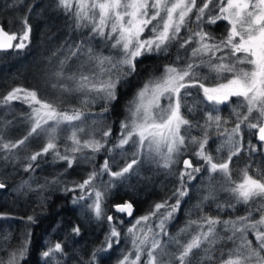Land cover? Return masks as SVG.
Listing matches in <instances>:
<instances>
[{"label":"snow or ice","instance_id":"6c2138e0","mask_svg":"<svg viewBox=\"0 0 264 264\" xmlns=\"http://www.w3.org/2000/svg\"><path fill=\"white\" fill-rule=\"evenodd\" d=\"M57 6L74 19L76 29L90 28L89 37L74 46L68 45L66 52L61 45L47 58L46 79L55 80L51 84L56 93L53 99L43 98L39 87H15L3 96L0 102L22 100L31 111L27 116L30 129L22 139L5 142L0 135V158L10 161L32 137L46 142L39 151L25 157V174L35 172L38 166L35 162L49 154L55 161L67 163L66 172L81 158L94 163L96 154L107 153L99 168L94 166L86 178L73 181L71 186L65 184L62 189L73 194L72 203L80 206L86 217L102 223L106 218L108 225L103 239L80 257L78 264H104L122 239L130 241L131 247L121 250L117 264H192L197 251L203 253L199 264H216L217 245L229 242L233 247L220 251L221 264H264V203L257 208L249 207L245 215L235 219L210 215L192 219L194 212L216 201L219 192L227 193L228 199L216 203L218 212L236 209L240 204L250 205L258 199L264 201V171L250 174L249 163L236 170L238 177L234 180L231 167L241 154L247 152L251 159L264 149V0H219L218 3L202 0L200 4L198 0H57ZM214 6L219 9L215 15ZM225 21L224 34L220 37L206 30V26ZM183 29L188 30L186 38L181 34ZM20 32L9 34L0 24V51H19L29 46L31 26L27 16L22 20ZM95 38L110 44L117 55L96 52L91 46ZM175 44L179 45L178 53L187 52L193 44L196 46L191 47L190 55L178 54L173 62L163 65L162 71L156 68L148 72L140 67L153 56H167ZM74 59L80 62L69 72L70 61ZM144 72L148 75L143 84L123 105L122 112L116 113L122 115L117 134L116 121L110 120V114L115 112L123 92L133 86L134 78ZM191 89L197 90L195 97ZM73 95L83 97L81 107H65L66 97ZM233 98L236 106L229 118L222 117L221 105L232 103ZM96 104L103 105L97 113L82 110ZM185 108L192 114L203 111V123L186 118ZM230 123L234 126L226 127ZM192 129H200L203 136H191ZM213 130L220 140L215 154L208 147ZM190 145H198L192 155L203 163L194 165L192 159H183L178 186L172 195L136 217L122 236L120 226L124 220L116 214L132 217L134 206L131 200L109 204L113 189L133 175L145 160L175 175L172 169L187 154ZM126 146L134 149L130 155ZM117 153L120 160L128 162L113 170L118 163ZM204 172H207L202 180L205 194L188 209L185 225L171 236L167 225L180 212L191 182ZM61 175L51 180L45 177L35 187L29 177L17 191L40 193L38 203L44 207L43 194L51 185L64 183L59 178ZM105 175L109 177L107 181L100 179ZM216 176L221 180L214 183ZM6 187L0 182V189ZM113 208L115 214H108ZM254 212L262 213L259 219H253ZM21 219L26 230L14 247L10 236H0V264H26L31 255L33 229L40 217L33 214ZM221 228L224 235H220ZM71 232L79 236L81 226L74 225ZM250 234L254 241L248 238ZM185 237L190 238L185 240ZM173 245L175 250L170 251ZM65 255L62 242L53 244L49 240L39 254L38 264H52L54 259L60 264L57 257Z\"/></svg>","mask_w":264,"mask_h":264},{"label":"trees","instance_id":"16d2710c","mask_svg":"<svg viewBox=\"0 0 264 264\" xmlns=\"http://www.w3.org/2000/svg\"><path fill=\"white\" fill-rule=\"evenodd\" d=\"M15 2L17 3V0H15ZM199 2L200 0H198V3ZM6 9L8 14L14 10L16 11L17 17L15 18L14 22H12L11 19L8 18L4 13ZM25 16H27L28 23L31 26L29 46L19 51L15 49L0 51V101L2 100L3 96H5L14 86H25L29 88L39 87L41 90L45 88L47 81L46 69L48 65L46 57L50 56L52 52L59 49L61 45L65 46L64 52H66L68 45L74 46L82 38L87 39L91 31L90 28L76 29L74 19L62 8L57 6V0H23V4L17 3L16 5H7L5 6V9L0 10V22L2 23L3 27L9 31H14L17 34L21 33L20 29L22 27V20ZM220 23L222 22H219L217 25ZM67 40H69L70 43L67 42ZM16 42L17 41H14V43ZM174 47L175 45L171 47L167 56H153L152 58L145 60L143 64L140 65V67L147 68L148 72H151L156 68H159L162 71L163 65L172 62L175 52ZM157 73H159V71ZM147 75L148 73L144 72L138 78H134L133 86L125 90L121 95L120 102L117 104L115 112L110 114V120L116 121V125L119 123V119H122V115H117L116 113L122 112L123 105L132 98L136 88L143 84L144 80L147 78ZM16 102L18 103L20 101L17 100ZM226 109V104L221 105V116L226 114ZM183 111L186 115V118L189 119V115L186 110L183 109ZM28 126L29 123L27 121L26 128ZM200 133L201 132H199V134ZM22 134L24 135L25 131L19 133L16 138ZM247 140L248 137L245 136V144L247 143ZM253 143H256V141L253 140ZM99 159L100 154L94 164H97ZM240 160L244 161V164H240ZM235 161L237 162L232 164V166L234 168L240 167V169H243L246 164L251 163L250 174H254L257 170L264 171V149H262L259 154H254L251 159L249 158L248 153L245 152L239 157L235 158ZM252 161H254V163ZM180 164L181 160L178 166H180ZM18 179L19 176L14 179H10L0 175V181L4 182L7 186L6 189H0V195L3 192L8 191ZM233 179L235 180V178ZM68 185L69 184H67V186ZM177 185L178 180L175 186ZM175 186L172 187L173 190L175 189ZM64 187L65 186L48 193V195H45L46 205L44 207H41L38 202H34L36 205V210H34L32 213L38 215L40 219L38 220V226L33 229L34 235L32 237V251L31 255L27 258L26 264H38L39 254L49 240H51L53 244L56 242H62L65 247L66 255L57 257V259L60 261V264H78V259L80 257H84L86 253L90 252L91 249L103 239L104 233L108 230L106 218L105 222L102 223L96 221L95 219L90 220L85 216L84 212L82 217L79 214L80 208L78 205H74L72 203L73 194L65 193L62 190ZM167 196L169 195L165 193L163 196L148 197L144 191L128 188L123 190L120 195L111 198L108 203L112 204L124 199H130L136 206V212L134 215H140L146 214L150 206L165 199ZM1 200L2 198L0 196V213L4 214L3 216H0V224L5 222L6 219L12 218V215H17L11 213L9 210H5L1 206ZM259 201L261 200L258 199L250 205H244V211L239 210L234 213L230 212L228 217L235 219L238 216L245 215L248 208H254L257 203H259ZM174 202L175 201L173 200L172 203ZM238 206L239 209L244 207L243 205ZM183 209L184 204H182V208L177 214L176 218L168 225L167 232L174 236L177 234L182 225L186 223V220L183 216ZM112 212L115 214L113 210ZM259 213L260 212H257L255 216H257ZM22 214L25 217H27L26 215H29L28 212ZM199 215H222L221 218H224V213H220L216 209L210 208L208 205L204 207L202 211H197V216ZM128 219L129 218H123L124 224L120 226L122 236L127 230ZM76 224L81 226V234L79 236H76L71 232L72 227ZM53 229H56V231L53 232ZM220 235H224L222 228L220 230ZM188 238L190 237H185L184 239L186 240ZM248 238L253 241L255 239L251 234ZM129 247H131L130 241H124L122 239L120 246L112 251L111 256L104 260V264H117L118 259L121 258V250L127 251ZM232 247L233 244L230 242L226 245H217L215 252V256L217 257L216 264L221 263V260L219 259L220 251L223 249L226 252L227 249ZM202 255L203 253L201 251H197L193 256L192 264H199L200 257ZM224 259H227V256H225ZM144 260H146V256L144 257ZM52 264H56L55 259L52 261Z\"/></svg>","mask_w":264,"mask_h":264},{"label":"rangeland","instance_id":"374dc122","mask_svg":"<svg viewBox=\"0 0 264 264\" xmlns=\"http://www.w3.org/2000/svg\"><path fill=\"white\" fill-rule=\"evenodd\" d=\"M218 2L219 0H217V3ZM17 3L23 4V0H17ZM17 3L15 2V0L14 1L0 0V10L5 9V6L7 5L11 6V5H16ZM200 3H202V0H200L198 4ZM7 9L6 11L4 10L5 11L4 13L7 15L8 18L11 19L12 22H14L15 18L17 17L16 11L14 10L10 14H8ZM218 10H219L218 7L214 6V11L212 14L215 15L218 12ZM192 19L195 20L194 15ZM226 24L227 22L225 21V22L220 23L219 25L206 26V30L212 31L217 37H220L222 34H224ZM10 32L14 33V31H10ZM148 34L150 35V33ZM181 34L184 38H186L189 33L187 29H183ZM87 39L82 38L81 40H87ZM51 40H54V39H51ZM80 41H78V43ZM67 42L70 43L69 40H67ZM91 46L94 48L96 52H103L105 56H108V55L116 56L117 55L115 50L111 49L110 44H106L103 40L99 38H95L91 40ZM195 46L196 45L193 44L191 47H195ZM178 47L179 45L175 44V47H174L175 52L173 55L172 62L175 60L178 54L182 57H185L187 55H190L191 53V47L188 48L187 52H185L184 50H180L179 53H178ZM48 57L49 56L46 57L47 61H48L47 59ZM79 62H80L79 60H75V59L70 61V66L68 69L69 72L74 71L76 66L79 64ZM202 71L206 72L207 69H202ZM157 75H159V73H157ZM52 83H55V80L46 81V87L43 88L40 92V95L43 98L53 99L55 97L56 93L51 87ZM15 87H23L27 89H32V88L25 87V86H14L11 88V90ZM190 91L193 93V97L197 95L196 89H191ZM201 97H202V94H201ZM81 99H83V97L79 95H73L72 97H66L65 107H67L68 105H74L76 107H81L80 105ZM16 101L17 100L11 101L8 104H4L0 102V135H3L5 142H8V141L15 142L18 139H22L30 129V124L26 128V125H27L26 117L28 116V114H30L31 110L28 107V105L24 103L22 100H18L20 101L18 103ZM191 101H192V97L189 98L190 104H191ZM102 106H103L102 104H96V105H91L89 107H84L82 110L85 112L97 113L101 110ZM226 106H227L226 114L222 115V117L229 118L232 109L236 106V98H233V102L226 104ZM185 110L188 113L186 108ZM220 113H221V108H220ZM188 115H189V119L193 120V122L198 120L200 121V123H203V117H204L203 111H200L195 114L188 113ZM234 119L235 118L232 117L233 121ZM90 122L91 121L89 120V123ZM233 126H234V123H230L226 127L231 128ZM22 131H25V134L24 135L22 134L21 136L16 138L17 135L21 133ZM115 131L118 134L119 123L115 126ZM199 132H201L200 129H192L190 135L196 136V137H202L203 133L201 132L199 134ZM45 142L46 141L43 138L32 137L23 149L19 150L15 155L12 156V159L10 161H5L2 158H0V175L1 176L10 178V179H14L17 176H19V179L17 180V182L14 185H12L8 191L3 192L0 195L2 198L1 206L5 210L11 211V213L17 214V215H12L13 217L10 215L12 218H8L6 219L5 222L0 224L1 236H10L12 238L11 245L13 247L19 242L20 234L23 231H25L24 220L21 218H26V217L22 213L28 212L29 215H33L34 213L32 212L36 210L35 209L36 205L34 204V202H38L41 196L40 193L27 192V189H25L24 191L18 192L17 188L21 184L22 181L28 180L29 177H31L32 180L30 181V183L32 187H35L37 183H43L45 177L51 180L53 177L57 176L58 174L63 173V175H61L59 178L64 183L51 185L43 194L45 196V195H48V193L53 192L54 190L62 188L63 186H65V184H69L68 186H71V183L73 181H81L83 178H86L87 174L93 170L94 166L96 168H99V166L103 164L104 158L107 155L106 152H101V153L96 154L94 162L96 161V159L98 158L100 154V159L97 164L88 163L84 161L83 158H81L79 163L75 164L71 169H68L65 172V169H67V163L64 161H55L54 156L52 154H49L46 157H42L37 162H35L38 165L36 167L35 172H29L25 174L23 171L24 165L25 163H27V161L25 160V157L30 156L33 152L39 151ZM115 142H116V139L114 136L113 143ZM219 143H220V140L217 139L215 131L213 130L211 133V139H210L209 146H208L209 150L215 154V149ZM60 147H61V151L63 152V143H61ZM197 148H198V145H195V146L190 145L188 148V152H187L188 154L191 153L189 155L191 156V159L193 160L194 165L203 163L202 161H197L195 156L192 155V153H194L197 150ZM126 150H127V153L130 155L134 149H132L129 146H126ZM188 154H185V155L189 156ZM88 155H92L90 151H88ZM185 155H183L180 159L181 160L180 166L176 165L173 167L172 171L175 172V175H169L168 170L163 169V168H158L156 163L145 160L137 167L133 175H131L123 183H118L116 185V187L113 189L112 198L120 195L123 190L128 189V188H133V189L144 191L145 194L148 195V197L163 196L165 195V193H167L169 196L172 195V192H173L172 187L176 185V182L178 180L177 178L179 174V169L183 167V159H185ZM0 156H2V154H0ZM116 158H117L118 163L116 167L113 168V170H119L120 167L124 166V163L128 162V161L120 160L118 153H117ZM225 158H226V153H225ZM236 162L237 161H235L233 164H235ZM240 164H244V161L240 160ZM231 167L234 170L233 178L236 179V177H238V173L236 172V170L240 169V167L234 168L232 165ZM206 176H207V172L203 174H198L197 178L193 182H191L189 195L185 197L183 200V204H184L183 216L185 220L188 219V215H187L188 209L192 208L193 205H195V203L197 202V200L202 195L205 194L202 188V180L206 178ZM100 179H102L103 181H107L109 177L105 175ZM220 180H221L220 176H216L214 183ZM97 182L99 183V180ZM227 199H228L227 193L219 192L218 199L216 201L209 202L208 206H210V208L216 209L215 207L216 203L223 202ZM262 203H264V201L262 200L259 201V203H257V205L254 208L259 207ZM240 205H243V204H240ZM78 207L80 208L79 214L83 217L84 211L82 210L80 206ZM239 210L244 211L245 206L241 209H239V206H237L236 209L229 208L225 210L224 212H220V213H224L223 215L224 218H221V219H228L230 218L228 217V214L230 212L234 213ZM256 213L257 212H254L253 219H259L260 215L262 214V213H259L257 216H255ZM142 215L144 214L134 215L130 217L127 222V228L130 226V223L135 221L136 217H139ZM220 217H222V215ZM196 218H197V211L194 212V214L192 215V219H196ZM119 219H123V217H119ZM168 225H167V231H168ZM184 225L185 224H183L182 227ZM170 235L174 236L172 234ZM164 239L167 240L168 237H164ZM171 250H175V245H173L170 248V251Z\"/></svg>","mask_w":264,"mask_h":264},{"label":"water","instance_id":"95a60500","mask_svg":"<svg viewBox=\"0 0 264 264\" xmlns=\"http://www.w3.org/2000/svg\"><path fill=\"white\" fill-rule=\"evenodd\" d=\"M0 24H2V23L0 22ZM4 29H5V31H7L9 34H12V33H11L9 30H7L6 28H4ZM185 159H189L188 156H186ZM0 182H1V181H0ZM124 200H130V199H124ZM124 200H122V201H117V202H114V203H123ZM114 203H113V204H114ZM133 206H134V214H135V212H136V206L134 205V203H133ZM112 210L115 212V209H114V208H113ZM124 215H125L126 218H130V217H128L126 214H124ZM133 216H134V215H133Z\"/></svg>","mask_w":264,"mask_h":264},{"label":"flooded vegetation","instance_id":"af4514ba","mask_svg":"<svg viewBox=\"0 0 264 264\" xmlns=\"http://www.w3.org/2000/svg\"><path fill=\"white\" fill-rule=\"evenodd\" d=\"M187 154H188V153H187ZM188 155H189V154H188ZM186 156H187V155H185V158H186ZM188 158L191 159V156L189 155ZM112 204H113V203H112ZM108 214H113L112 209L108 212ZM116 215L119 216V217L126 218L124 214H116Z\"/></svg>","mask_w":264,"mask_h":264}]
</instances>
